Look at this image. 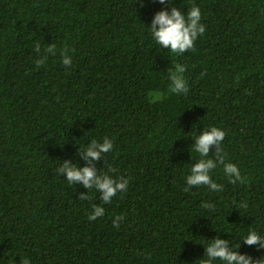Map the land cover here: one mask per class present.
Instances as JSON below:
<instances>
[{
    "label": "trees",
    "instance_id": "obj_1",
    "mask_svg": "<svg viewBox=\"0 0 264 264\" xmlns=\"http://www.w3.org/2000/svg\"><path fill=\"white\" fill-rule=\"evenodd\" d=\"M193 5L206 25L194 49L159 46L155 14ZM36 43L56 45L40 67ZM176 64L186 95L169 91ZM211 126L245 180L218 164L220 191H184ZM106 136L113 149L92 164L129 185L90 221L102 193L57 169L87 166L81 150ZM250 230L264 237V0H0V264H202L217 237L255 260Z\"/></svg>",
    "mask_w": 264,
    "mask_h": 264
},
{
    "label": "clouds",
    "instance_id": "obj_2",
    "mask_svg": "<svg viewBox=\"0 0 264 264\" xmlns=\"http://www.w3.org/2000/svg\"><path fill=\"white\" fill-rule=\"evenodd\" d=\"M161 4H171L172 0H158ZM202 13L199 6L193 5L189 7L187 13L183 12L178 7L164 8L158 11L151 23V34L155 42L162 48H167L171 53L182 55L188 50L194 49L197 38L206 31V25L201 23ZM35 51L40 58L35 63L37 67L45 64L48 59V54H55L56 45L50 44L47 48L41 49V45L36 43ZM69 49L65 47L61 50L62 62L66 66H70L72 58L68 53ZM185 67L176 64L174 68L169 69V80L171 82L169 91L173 94L184 93L189 91L187 80L184 77ZM226 136V132L219 127L211 126L196 136L194 149L199 153L200 159L191 167V174L187 176V187L184 191H188L192 186L206 185L211 190L220 191L222 185L216 183L211 176L212 170L216 169L218 164L223 165L224 174L230 178V183L244 182L245 177H242L238 166L231 162H225V153L221 147ZM216 146L214 153L216 159L210 158V149ZM113 149V141L107 136L103 138V142L92 139L91 143L87 144L81 150L84 159L89 161L87 166L79 167V165L70 164L69 161H63V164L57 169L60 174H66V179L69 184L81 183L88 189L95 188L99 193L102 204L94 205L93 211L88 216L90 221L96 220L105 214L103 204L112 202L113 197L118 192H126L129 185V179L124 176L114 178L112 175L98 173L93 166V161H99L102 154H107ZM115 169L109 166V172H114ZM87 194H81L79 199H88ZM202 207L213 209L215 205L204 203ZM241 207H247L246 202ZM124 219L123 214L118 215L113 220V226L120 227V221ZM248 246L257 245L259 248H264V237L260 236L257 231L250 230L246 237L242 238ZM240 247L239 243L229 248L228 241L217 237L210 244L206 245V259H202V264H214L216 260H221L224 264H264V256L259 259H253L248 254H241L236 249ZM20 264H30L27 257L22 256Z\"/></svg>",
    "mask_w": 264,
    "mask_h": 264
}]
</instances>
